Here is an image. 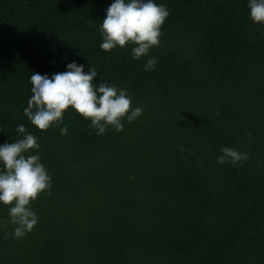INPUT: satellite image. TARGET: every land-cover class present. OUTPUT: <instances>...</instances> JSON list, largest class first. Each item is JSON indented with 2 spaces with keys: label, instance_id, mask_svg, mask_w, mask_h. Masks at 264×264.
Returning <instances> with one entry per match:
<instances>
[{
  "label": "trees",
  "instance_id": "trees-1",
  "mask_svg": "<svg viewBox=\"0 0 264 264\" xmlns=\"http://www.w3.org/2000/svg\"><path fill=\"white\" fill-rule=\"evenodd\" d=\"M111 2L0 0V143L24 124L52 178L22 238L0 204V264H264V25L247 0H156L159 44L133 60L131 45L99 48ZM72 61L142 114L102 135L71 107L57 127L31 125V73ZM224 146L248 158L218 164Z\"/></svg>",
  "mask_w": 264,
  "mask_h": 264
},
{
  "label": "clouds",
  "instance_id": "clouds-1",
  "mask_svg": "<svg viewBox=\"0 0 264 264\" xmlns=\"http://www.w3.org/2000/svg\"><path fill=\"white\" fill-rule=\"evenodd\" d=\"M248 16L253 23L264 25V0H247ZM169 15V9L156 0H112L105 10L98 31L102 38L99 48L110 51L131 45V58L147 57L150 49L159 44L160 29ZM156 58L150 57L143 65L145 71L154 69ZM66 70L52 74L32 72L30 97L23 114L38 130H47L63 124L69 107L89 121L96 135H102L111 126L123 128L122 120L132 122L142 114V106L130 108L127 89L106 82L93 83L98 72L84 71L85 65L72 61ZM17 138L11 143H0V204L8 206L9 222L14 226L13 238H22L38 222L30 203L52 187V178L41 157L37 137L24 124L16 126ZM61 135L67 125L59 128ZM218 164L238 165L248 158L247 153L232 147H221ZM7 235V234H6Z\"/></svg>",
  "mask_w": 264,
  "mask_h": 264
}]
</instances>
